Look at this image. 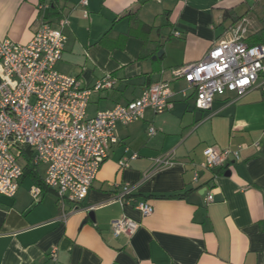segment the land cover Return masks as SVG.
Here are the masks:
<instances>
[{
	"label": "crops",
	"instance_id": "obj_1",
	"mask_svg": "<svg viewBox=\"0 0 264 264\" xmlns=\"http://www.w3.org/2000/svg\"><path fill=\"white\" fill-rule=\"evenodd\" d=\"M51 8L61 15L51 16ZM226 10L248 19L244 42L262 28L264 0H0L1 39L26 45L42 23L57 29L66 19L57 70L86 88L114 78L112 89L91 94L88 117L160 81L178 93L165 113L148 108L138 122L117 124L119 142L82 203H62L44 186V163L25 173L14 198L0 195V264H49L53 251L55 264H264V77L241 98L227 93L202 111L191 91L179 93L187 84L173 74L232 38L236 24L225 20ZM210 147L239 158L201 170ZM132 153L138 158L122 168ZM166 154L172 164L153 171L154 159ZM127 184L134 190L123 203L117 196ZM34 188L41 189L37 199ZM140 202L154 213L142 216ZM123 217L140 224L130 238L113 235L112 222Z\"/></svg>",
	"mask_w": 264,
	"mask_h": 264
},
{
	"label": "built area",
	"instance_id": "obj_2",
	"mask_svg": "<svg viewBox=\"0 0 264 264\" xmlns=\"http://www.w3.org/2000/svg\"><path fill=\"white\" fill-rule=\"evenodd\" d=\"M87 17V14L85 15ZM60 28L42 23L34 38L26 45L0 38V195L14 198L24 174L21 164L24 149L32 152L35 165H47L44 184L55 190L60 201L82 203L88 196L111 146L117 144V124L129 125L141 120L146 109L162 114L172 109L178 94L170 81H160L143 91L140 98L126 105L98 112L88 117L93 92L110 90L116 81L106 75L92 88L83 86L80 79L60 73L56 66L61 61L67 37ZM247 21L243 19L233 29L231 39L216 43L205 58L173 71L176 79L184 80L186 89L179 93L186 97L191 91L198 110L208 111L217 97L233 93L241 98L254 88L259 77H264V45L250 46L243 41L247 34ZM176 37L180 33L175 34ZM151 128L149 134H155ZM238 152L220 151L210 147L204 152L201 170L223 167ZM132 153L120 161L122 168L136 160ZM171 154L154 159L153 171L168 167ZM195 171L193 181H199ZM134 187L127 184L117 196L125 202ZM35 199L41 189L34 188ZM207 202H214L213 194ZM126 203V202H125ZM137 209L142 216L154 213L148 202H140ZM68 213L63 214L66 219ZM115 237H132L140 224L128 217L112 222ZM55 264L56 252L50 255Z\"/></svg>",
	"mask_w": 264,
	"mask_h": 264
},
{
	"label": "trees",
	"instance_id": "obj_3",
	"mask_svg": "<svg viewBox=\"0 0 264 264\" xmlns=\"http://www.w3.org/2000/svg\"><path fill=\"white\" fill-rule=\"evenodd\" d=\"M51 10H53L54 12L53 14H50L51 16L61 15V12L56 10L55 8H51ZM224 18L225 20L232 19L234 24H238L242 20L240 18L235 17L234 12H232L231 10L225 11ZM245 41L248 42L250 46L264 45V18L262 19V28L257 33L248 36L245 39ZM23 158L25 159V162H26L25 167H24L23 176L25 175L27 171H30L32 173H37L36 171L37 165L33 163L32 152L28 148L24 149Z\"/></svg>",
	"mask_w": 264,
	"mask_h": 264
},
{
	"label": "rangeland",
	"instance_id": "obj_4",
	"mask_svg": "<svg viewBox=\"0 0 264 264\" xmlns=\"http://www.w3.org/2000/svg\"><path fill=\"white\" fill-rule=\"evenodd\" d=\"M245 20L248 22V19H247V18H245ZM255 23H256V20H255V19H254V20L252 19V20H251V23H250V25H251V26H250L251 29H254V30H255V29H258V28H259V25H258V26H255ZM179 85H180V84H179ZM179 87H180V86H179ZM94 107H95V104L92 103V104H91V109L93 110Z\"/></svg>",
	"mask_w": 264,
	"mask_h": 264
},
{
	"label": "water",
	"instance_id": "obj_5",
	"mask_svg": "<svg viewBox=\"0 0 264 264\" xmlns=\"http://www.w3.org/2000/svg\"><path fill=\"white\" fill-rule=\"evenodd\" d=\"M162 54H163V51H160L158 56H161Z\"/></svg>",
	"mask_w": 264,
	"mask_h": 264
}]
</instances>
